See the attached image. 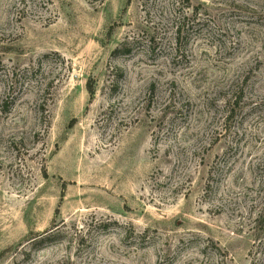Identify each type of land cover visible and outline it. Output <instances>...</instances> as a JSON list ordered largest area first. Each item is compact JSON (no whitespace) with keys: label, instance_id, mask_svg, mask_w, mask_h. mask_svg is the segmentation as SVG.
<instances>
[{"label":"rangeland","instance_id":"374dc122","mask_svg":"<svg viewBox=\"0 0 264 264\" xmlns=\"http://www.w3.org/2000/svg\"><path fill=\"white\" fill-rule=\"evenodd\" d=\"M0 264H264V0H0Z\"/></svg>","mask_w":264,"mask_h":264},{"label":"trees","instance_id":"16d2710c","mask_svg":"<svg viewBox=\"0 0 264 264\" xmlns=\"http://www.w3.org/2000/svg\"><path fill=\"white\" fill-rule=\"evenodd\" d=\"M89 87H90V86H89ZM89 92H90L91 95L93 94V91H92L91 89H89Z\"/></svg>","mask_w":264,"mask_h":264}]
</instances>
